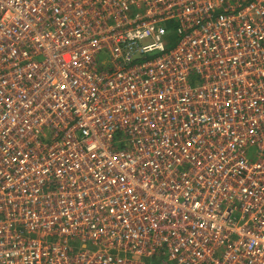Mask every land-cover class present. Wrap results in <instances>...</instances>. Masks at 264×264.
Instances as JSON below:
<instances>
[{
	"label": "built area",
	"instance_id": "obj_1",
	"mask_svg": "<svg viewBox=\"0 0 264 264\" xmlns=\"http://www.w3.org/2000/svg\"><path fill=\"white\" fill-rule=\"evenodd\" d=\"M0 264H264V0H0Z\"/></svg>",
	"mask_w": 264,
	"mask_h": 264
},
{
	"label": "trees",
	"instance_id": "obj_2",
	"mask_svg": "<svg viewBox=\"0 0 264 264\" xmlns=\"http://www.w3.org/2000/svg\"><path fill=\"white\" fill-rule=\"evenodd\" d=\"M173 30H174L173 25L172 24H169V26H168V33H167V36H166V39H165V40L168 39V41H167L168 42L167 49H169L175 43L176 37L174 35Z\"/></svg>",
	"mask_w": 264,
	"mask_h": 264
}]
</instances>
